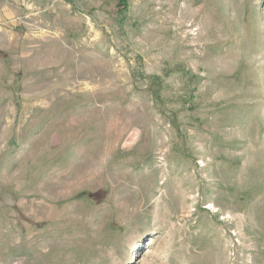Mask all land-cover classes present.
I'll return each instance as SVG.
<instances>
[{
    "label": "rangeland",
    "instance_id": "374dc122",
    "mask_svg": "<svg viewBox=\"0 0 264 264\" xmlns=\"http://www.w3.org/2000/svg\"><path fill=\"white\" fill-rule=\"evenodd\" d=\"M0 264H264V0H0Z\"/></svg>",
    "mask_w": 264,
    "mask_h": 264
},
{
    "label": "trees",
    "instance_id": "16d2710c",
    "mask_svg": "<svg viewBox=\"0 0 264 264\" xmlns=\"http://www.w3.org/2000/svg\"><path fill=\"white\" fill-rule=\"evenodd\" d=\"M122 5H123L122 11H124L127 8L126 3L123 2Z\"/></svg>",
    "mask_w": 264,
    "mask_h": 264
}]
</instances>
